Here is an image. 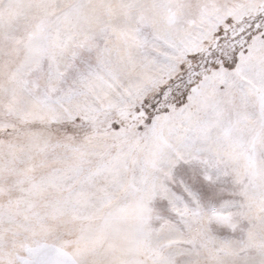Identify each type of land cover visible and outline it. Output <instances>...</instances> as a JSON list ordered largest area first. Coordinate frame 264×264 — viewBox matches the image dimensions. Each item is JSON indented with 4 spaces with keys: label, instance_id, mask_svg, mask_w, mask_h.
Masks as SVG:
<instances>
[{
    "label": "rangeland",
    "instance_id": "374dc122",
    "mask_svg": "<svg viewBox=\"0 0 264 264\" xmlns=\"http://www.w3.org/2000/svg\"><path fill=\"white\" fill-rule=\"evenodd\" d=\"M0 264H264V0H0Z\"/></svg>",
    "mask_w": 264,
    "mask_h": 264
}]
</instances>
